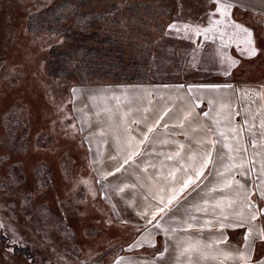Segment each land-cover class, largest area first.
Wrapping results in <instances>:
<instances>
[{"label":"rangeland","instance_id":"1","mask_svg":"<svg viewBox=\"0 0 264 264\" xmlns=\"http://www.w3.org/2000/svg\"><path fill=\"white\" fill-rule=\"evenodd\" d=\"M182 3L179 10L188 15L206 11L204 0ZM178 6L177 0H0V264H141L144 244L138 238L127 243L141 231L138 219L132 221L134 228L117 226L110 212L114 204L123 206L115 191L126 181L98 178L79 128V118L83 123L93 118L98 104L91 87L115 84H83L75 68L84 49L67 57L65 49L55 54L63 50L64 37L49 29L67 26L68 34L102 38L115 32L119 40L129 36L119 44L125 51L119 73L128 75V60L140 45L162 36ZM88 18L96 20L86 26ZM167 50L164 60L153 57L151 68L137 81H149L156 65L172 59L173 45ZM171 68L173 75L177 67ZM65 69L70 73L65 75ZM234 72V78L246 83L264 81L262 47L257 58ZM217 168L225 171L222 165ZM255 170L264 172L262 165ZM127 182L140 203L141 191L135 189L142 188L143 180ZM155 257L151 261L157 264Z\"/></svg>","mask_w":264,"mask_h":264},{"label":"crops","instance_id":"2","mask_svg":"<svg viewBox=\"0 0 264 264\" xmlns=\"http://www.w3.org/2000/svg\"><path fill=\"white\" fill-rule=\"evenodd\" d=\"M177 2L179 7L183 8L182 0ZM204 2L205 12L197 15L181 12L176 21L167 25L162 38L157 39L155 61L164 60L169 51L167 48L171 45L174 47V53L172 59L165 62V65L155 66L157 68L150 73L149 81L91 87L96 90L93 100L98 101V104L93 106V118H89L88 121L84 119V123L82 117L79 118V128L81 135L84 134L85 146L92 151L88 159L94 166L95 174L102 180L126 181L115 191L123 206L118 207L114 204L110 212H113L112 219L117 226L134 228L132 221L135 217L138 219L136 226L141 228V231L127 243L134 244L138 238L137 242L144 244L140 252L141 264H154L151 261L153 256L159 259L157 264H190V259L198 260L199 264H236L233 258L222 253L237 246L243 247L242 237L239 238L238 233L243 234L246 229L225 228L223 233L227 238V244H216L214 241L220 238L221 232L218 222H222L223 216L234 218V213L240 210L241 205L238 201L231 207L228 205L229 200H237L236 192L245 180L248 181L246 188L249 192H252L254 185H258L253 193L254 200L260 189L264 188V172L255 170L257 165H264V128L260 126L264 120V96L257 95L258 92L264 93L262 87L264 81L246 83L245 79L233 77L236 68L241 69L247 61L259 56L261 47L264 52V45L260 44L264 34V1L253 0L252 3L231 0L234 7L230 10L232 15L229 20H234L253 32L258 54L250 58L241 51L245 47L243 44L239 48L235 43L230 44L226 51L239 63L234 68H229L227 75L224 71L227 64H221L216 55V49L220 46L219 33H209L206 39L203 34L197 37L192 31L197 26L201 29L208 27L210 0ZM246 10L247 12L241 16L237 13ZM219 18L218 14L213 17ZM259 20L260 24L257 25L256 22ZM169 25L174 27L170 28ZM185 25L189 26L187 30ZM220 27L226 28L229 33L233 31L230 24H222ZM213 36L216 37L214 41ZM171 65L173 70L174 66L177 67L173 75L168 69ZM164 66L168 68L165 70ZM189 71L191 77H188ZM206 85L218 87H205ZM189 110L193 112L194 119L185 121L181 128L179 121L183 119L184 112ZM165 111L167 115H164ZM236 112L240 115H235ZM204 113L208 115L205 116ZM160 116L164 118L154 131L148 134V140L139 146L140 155L116 171L131 150L129 144L135 147L138 140L142 139L141 134ZM229 116L233 124L237 125L242 124L245 119L248 120V125L244 126V131L240 134L239 143L231 139L228 141L234 147L242 145L247 151L231 153L233 160L229 161L226 156L224 163H243V171L249 170L247 175L239 174L243 171L234 173L231 171L229 176L228 171L217 170V165L221 164L216 162V155L213 153L214 163L204 170L205 175L186 189L165 213L157 216L156 220L149 224L147 221L152 219L151 214L158 204V199L153 197L161 195L159 189L170 184V178L165 179L168 173L181 165L187 166L191 163L186 155L182 158L174 157L172 160L166 157L172 155L180 144L185 145L186 151L191 150L202 157L207 146L202 147L197 141L207 140L211 136L205 126L213 129L219 127L231 137L232 133L226 127L228 124L226 118ZM165 124L168 125L167 128L164 127ZM253 124L255 127H251ZM216 138L223 142V137ZM221 146L217 145L218 148ZM223 151L227 153V149ZM219 172H224L225 176H220ZM182 176V171L177 173L178 179ZM226 177L234 178L237 183L231 188H224L223 181ZM134 179L143 180L142 188L137 186L138 189H135L141 191L140 203H135L134 193L128 186L127 181ZM213 187L217 191L213 192ZM121 188L123 191H120ZM205 200L208 201L207 204L204 203ZM194 206H199L202 210L196 211ZM142 212H147L146 218L139 215ZM190 216H195L196 220H191ZM205 221L212 223L206 225ZM157 223L159 227H156ZM189 223L193 224V228L187 227ZM255 225L264 227L259 221L255 222ZM150 230H154V233L152 234ZM146 233L149 236H142ZM197 239L204 244H212L211 248L205 249L206 258L201 259L199 254H182V248L190 240L194 242ZM171 244L183 246H174L171 249L169 246ZM169 253L173 254L172 258L167 257ZM252 255L254 260L257 258L264 260V245H261V249L255 247Z\"/></svg>","mask_w":264,"mask_h":264},{"label":"snow or ice","instance_id":"3","mask_svg":"<svg viewBox=\"0 0 264 264\" xmlns=\"http://www.w3.org/2000/svg\"><path fill=\"white\" fill-rule=\"evenodd\" d=\"M234 7V4L231 0H210L209 8V22L208 27L201 29L199 26L192 29L195 35L199 37L201 34L207 39L209 33H219L220 38V46L216 49V55L219 58V62L221 64H227V68H225V74H229L228 69L234 68L239 61L234 59L232 56L228 55L226 49L230 44L235 43L239 48L241 44L245 47L241 49L242 52L246 53L248 57H255L258 54V49L256 46V40L254 38L253 32L248 28L241 24H237L234 20H229V17L232 15L230 11ZM219 15V19H213L216 15ZM222 24H230L233 28V31L229 33L227 29H221L220 25ZM170 28L174 27V25H169ZM189 28L188 25H185V29ZM215 36L212 37L213 41L215 40ZM205 87H218V85H206ZM264 87V86H262ZM247 94V93H246ZM257 95L264 96V93L258 92ZM127 115V113H125ZM164 115H167V111H165ZM205 116L208 113H204ZM235 115L239 116L240 113L236 112ZM164 117L160 116L159 119L155 121L152 126L147 127V131L143 132L142 139L138 140L137 145L133 147L131 143L129 144V148L131 149L128 153L126 159L123 160V163L116 168V171H119L124 165L128 164L130 161H134V158L140 155V145H143L149 138L148 134L154 131V128L160 123ZM190 119H194L193 112L191 110L185 111L183 115V119L179 121L180 127L183 128L184 122ZM228 120V124L226 127L228 131L232 133V136L229 137L225 134V131L220 129L219 127L213 129L212 127H206V131L211 134L207 138V140L197 141V144L204 147L205 151L203 156L200 157L198 153L192 152L191 150L186 151L185 145L180 144L176 151L166 157L168 160L174 159V157H181L186 155L188 160L191 161L187 166L181 165L179 168L172 170L168 173V176L165 178L166 180L170 178V184L165 187H161L159 192L161 195L158 197L154 196L153 199H158V204L156 205L154 211L152 212V219L147 222L150 224L153 220H156L157 216L165 213L166 209L173 204L174 201L178 199V197L190 186L196 184L204 175L205 169L214 163L213 161V153L216 155V162L220 163L226 171L230 172L232 169H240L243 168V163L235 164V163H224L225 157L229 161L233 160V157L230 155L234 152H244L247 151L245 147L242 145L240 147H234L232 143L228 141L235 140L237 143L240 141V134L244 131V126L248 125V120H243L242 124H233L231 116L226 118ZM219 124V121H217ZM261 128H264V120L261 121ZM165 128L168 127L167 124L164 125ZM175 127V126H174ZM251 127H255L253 124ZM251 130V129H249ZM223 137V142L218 140L216 137ZM133 139H135L133 137ZM253 146H255V142L253 141ZM217 145H222L220 148ZM223 149H227V153L223 151ZM115 159V157H113ZM199 159V163L197 164V160ZM251 163V161H249ZM262 169H264V165H262ZM183 172V176L178 179L177 173ZM248 169H244L240 175H247ZM110 175L112 173H109ZM220 176L224 177V172L218 173ZM234 183H237L234 178H225L223 181L224 188H231ZM248 181L245 180L244 183L239 185V190L236 192L237 200H229V207L232 206L233 203L237 201L240 203L241 207L239 211L234 213V218L230 219L228 216L222 217V222H218L220 232V238L215 240L216 244H227V238L224 237L223 229L225 228H243L246 231L242 234L243 247H234L231 251L222 253L228 257L233 258L236 261V264H264V260H254L253 252L255 250L256 244L260 243L264 245V227H256L255 222L259 221L262 225H264V188H261L257 198L253 199V193H255L258 185L253 186L252 192H249L246 188ZM120 191H123L121 188ZM212 191L215 192L217 189L215 187L212 188ZM147 199V197H146ZM205 204L208 203L207 200L204 201ZM196 211H201L202 209L199 206H194ZM142 218H146L147 212L139 213ZM191 220H196L195 216H190ZM211 221H205L206 225H211ZM159 223L156 224V227H159ZM189 229L193 228V224L189 223L187 225ZM167 232V229H165ZM239 243V242H238ZM212 247V244H204L201 240L197 239L194 242L189 241V243L184 246L181 250L182 254H199L201 259L206 258L205 249H209ZM166 250V249H165ZM190 264H199V261H192L190 259Z\"/></svg>","mask_w":264,"mask_h":264},{"label":"trees","instance_id":"4","mask_svg":"<svg viewBox=\"0 0 264 264\" xmlns=\"http://www.w3.org/2000/svg\"><path fill=\"white\" fill-rule=\"evenodd\" d=\"M130 8L131 6L127 5V7L124 9L129 10ZM177 8V12H173L171 18L164 26L163 31L166 29L169 23L174 22L178 19V16L181 14V12L183 13V11L179 10V6ZM95 20L96 19L92 18L86 19V26ZM70 27L74 28V25H70ZM61 28L62 25H60L59 29ZM49 31L61 34L64 37V45L62 47L63 50L57 51L55 52V54H61L66 51L65 57H67L69 53H72L75 50L84 49V52L82 51L79 66H76L75 68L80 73V79L83 80V84H100L106 80H108L109 82L103 83L117 84L127 82H140L137 81V79H142L143 76L141 73L148 72L152 66L151 62L154 57V51L152 50V47L154 46V44L156 45L157 40H155V42L152 40L151 43L147 46L144 44L143 46L140 45L141 49H138V52H135V54L131 56L130 60H128L130 64V66L128 67H130L131 73H129L128 75H123L119 73V68H122V63L125 61V51L124 47L120 46L119 44L121 42L125 44L129 36H123L121 37L122 39L119 40V37L115 34V32L103 38L96 35L82 34V32L80 31H78L77 35H71L68 34L67 26H65L63 30L49 29ZM84 42L85 44L80 45ZM106 45H108V47H105ZM54 57L56 58V60H59L61 58L60 55H54ZM50 63L51 61L49 62V64ZM86 68L91 72H84ZM69 73V69H65V75Z\"/></svg>","mask_w":264,"mask_h":264}]
</instances>
